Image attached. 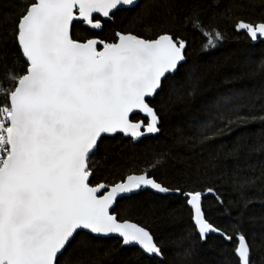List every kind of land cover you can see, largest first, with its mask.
Instances as JSON below:
<instances>
[{
  "label": "snow or ice",
  "instance_id": "obj_1",
  "mask_svg": "<svg viewBox=\"0 0 264 264\" xmlns=\"http://www.w3.org/2000/svg\"><path fill=\"white\" fill-rule=\"evenodd\" d=\"M136 3L30 0L17 12L13 39L24 69L22 74L5 77L14 87L0 83L4 97L0 103V264H62L64 253L82 234L93 239L115 234L122 245H138L144 253L162 257L161 247L146 227L118 218L114 211L118 198L145 188L185 196L202 240L209 233L233 240L206 218L200 191L170 189L149 175L159 160L118 182L93 183L91 158L104 138L117 133L138 138L160 131V118L149 98L163 90L168 76L187 59V40L172 32L148 39L116 32L107 42L81 38L73 31L74 21L102 29L94 14L112 19L114 10ZM188 19L206 38L205 48H214L224 39L216 29L205 31L195 10ZM234 26L252 41L264 40V21L240 20ZM256 99L264 112V94ZM230 100L225 97V112L204 125L205 140L214 138L206 133L216 131V121L231 128L249 121L239 115L242 108L257 110L256 101L227 107ZM134 112L144 113L147 124L134 122ZM232 115L235 120L226 119ZM251 120L264 122V115H252ZM237 239L234 250L239 264H251L245 235Z\"/></svg>",
  "mask_w": 264,
  "mask_h": 264
},
{
  "label": "trees",
  "instance_id": "obj_2",
  "mask_svg": "<svg viewBox=\"0 0 264 264\" xmlns=\"http://www.w3.org/2000/svg\"><path fill=\"white\" fill-rule=\"evenodd\" d=\"M28 2L0 0V83L6 87H14V82L5 77L24 69L13 29L17 12ZM194 10L205 31L222 33L224 39L216 47H204L206 38L188 19ZM94 18L101 20L102 29L75 21V35L112 42L116 32L148 39L167 31L186 39L188 48L186 62L168 76L162 91L149 98L160 118V131L138 141L119 133L104 138L91 158L93 183L118 182L159 160L150 176L170 189L200 191L206 218L233 240L220 233L202 240L185 196L142 189L120 199L114 211L118 218L146 227L163 258L149 256L137 246H123L118 237L93 239L82 234L64 253L62 264H239L234 250L239 234L250 246L251 264H264V122L251 120L252 115H264L256 99L264 94V40L252 41L234 26L240 20L264 21V0H140L115 10L112 19ZM225 97L231 98L227 107L256 101L257 110L242 108L239 115L249 121L231 128L216 121V131L206 133L214 138L205 140L204 125L225 112ZM132 120L148 122L141 113H134ZM209 188L213 192L207 193Z\"/></svg>",
  "mask_w": 264,
  "mask_h": 264
},
{
  "label": "water",
  "instance_id": "obj_3",
  "mask_svg": "<svg viewBox=\"0 0 264 264\" xmlns=\"http://www.w3.org/2000/svg\"><path fill=\"white\" fill-rule=\"evenodd\" d=\"M140 0H137V3L139 2ZM136 3V4H137ZM126 7H131V6H121L120 8H126ZM119 8V9H120ZM115 11V10H114ZM101 16L100 14H94V17L95 16ZM104 18V17H103ZM106 19V18H105ZM75 22V21H74ZM84 25L85 26H87V27H89V28H91L89 25H87V24H85L84 23ZM92 29V28H91ZM93 30H97V29H93ZM183 63V62H182ZM134 113H141L142 115H144L145 117H147L144 113H142V112H134ZM133 113V114H134ZM132 114V115H133ZM148 118V117H147ZM131 119H132V116H131ZM134 122H137V121H134ZM160 125V119H159V123H158V125L157 126H159ZM141 131H143V128L141 129ZM118 134V133H117ZM119 134H122V133H119ZM124 135V134H123ZM110 136H112V135H110ZM125 136H127V135H125ZM127 137H130V136H127ZM143 136H141V137H138V138H134L136 141H138V140H140L141 138H142ZM150 175V174H149ZM153 178V177H152ZM159 183V182H158ZM165 187V186H164ZM145 189H150V190H152V191H154V192H156V193H158L156 190H154V189H151V188H145ZM144 190V189H143ZM141 190H139L138 192H136V193H134V194H137V193H139ZM159 194H169V193H159ZM131 195H133V194H126L125 195V197H128V196H131ZM120 199H122V198H118L117 199V202L120 200ZM117 202H116V204L114 205V208L116 207V205H117ZM130 221V220H129ZM130 222H132V223H136V222H133V221H130ZM136 224H138V223H136ZM140 225V224H139ZM141 226V225H140ZM143 227V226H142ZM110 237H118V235H115V234H113L112 236H110ZM154 237V236H153ZM118 238H120V237H118ZM121 239V238H120ZM123 246H125V245H123ZM127 246H137V247H139L138 245H127ZM140 248V247H139ZM147 254V253H146ZM147 255H149V254H147ZM149 256H155V255H149ZM160 258H163V256L162 257H160Z\"/></svg>",
  "mask_w": 264,
  "mask_h": 264
}]
</instances>
